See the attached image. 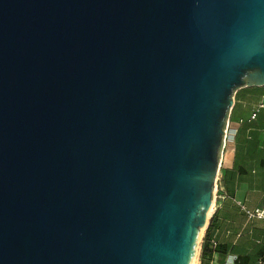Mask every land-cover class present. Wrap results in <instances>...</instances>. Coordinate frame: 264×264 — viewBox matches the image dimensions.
<instances>
[{"label": "water", "instance_id": "water-1", "mask_svg": "<svg viewBox=\"0 0 264 264\" xmlns=\"http://www.w3.org/2000/svg\"><path fill=\"white\" fill-rule=\"evenodd\" d=\"M264 0H0V264H193Z\"/></svg>", "mask_w": 264, "mask_h": 264}, {"label": "crops", "instance_id": "crops-1", "mask_svg": "<svg viewBox=\"0 0 264 264\" xmlns=\"http://www.w3.org/2000/svg\"><path fill=\"white\" fill-rule=\"evenodd\" d=\"M263 207L264 87H244L234 96L196 264H264V220L247 214Z\"/></svg>", "mask_w": 264, "mask_h": 264}, {"label": "built area", "instance_id": "built-area-1", "mask_svg": "<svg viewBox=\"0 0 264 264\" xmlns=\"http://www.w3.org/2000/svg\"><path fill=\"white\" fill-rule=\"evenodd\" d=\"M226 140H227V131H226V136H225V143H226ZM241 206H243L242 203H241ZM247 214L250 218H258V219L264 220V207L255 209L254 211H248Z\"/></svg>", "mask_w": 264, "mask_h": 264}, {"label": "bare ground", "instance_id": "bare-ground-1", "mask_svg": "<svg viewBox=\"0 0 264 264\" xmlns=\"http://www.w3.org/2000/svg\"><path fill=\"white\" fill-rule=\"evenodd\" d=\"M211 212V211H210ZM210 212H209V215H210ZM204 233V230L202 231V234ZM197 255H198V252H197V254H196V257H195V259H194V262H193V264H196V260H197Z\"/></svg>", "mask_w": 264, "mask_h": 264}]
</instances>
